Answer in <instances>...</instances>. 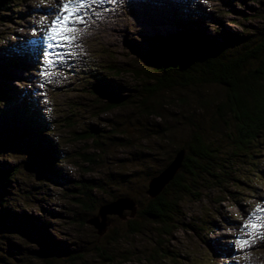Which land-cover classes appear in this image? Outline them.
Instances as JSON below:
<instances>
[{"label": "rangeland", "instance_id": "rangeland-1", "mask_svg": "<svg viewBox=\"0 0 264 264\" xmlns=\"http://www.w3.org/2000/svg\"><path fill=\"white\" fill-rule=\"evenodd\" d=\"M2 1L9 4V8L3 12L5 18L0 21V68L6 75L0 84L5 86L2 90L8 94L6 99L10 100L14 95L20 102L16 100V108L6 100L0 102V164L26 163L24 167L30 171L29 165L35 154L28 146L31 142L19 138V131L26 128L21 123L24 116L20 109L32 102L44 118L35 122L37 126H44L42 132L35 133H41V138H44L41 143L51 141L54 144L60 163L56 166V175H52L53 178L48 176L50 179L42 177V181H31L27 177L31 174L22 172L18 175L19 187L14 193L29 197L25 199L26 208H22L28 215L27 220H33L40 231L51 228L48 232L58 241L87 240L85 232L79 233L75 227L63 224L67 222L65 213L74 211V207L64 198L60 183L65 180L61 175L72 180L84 177L95 182H108L109 174L134 173L135 176L130 174L134 181L122 185L110 183L95 198L103 202L109 199V195L127 194L139 208L148 199L145 191L149 179L144 181L143 176L154 174L160 156L163 157V152L161 155L157 151L159 141L153 132L168 125L167 119H144L138 110L131 108L101 113V102L89 92L82 78L91 72L90 69L102 73L97 75L99 81L94 83L90 80L91 84L99 88L116 85L124 95L139 98L142 82H147L148 88L151 86L142 73V70L146 73L152 71L148 51L157 43L158 37L179 31L187 22L199 24L194 29L201 30L200 35L209 39L220 40L223 35L232 34L237 40H243L242 36H237L243 34L246 39L250 37V43H259L264 36V0ZM65 4L74 10L68 25L74 31L66 33L68 41L57 43L47 37L51 21L66 14L61 12ZM77 16L79 22L75 19ZM50 43L52 48L48 47ZM45 52L51 53L49 59L52 63L45 62ZM107 68H112V73L104 72ZM192 88H177L172 93L161 91L152 95L149 103H154L161 112L167 110L174 114V97L187 99L189 107L198 101L202 109L199 118H203L211 128L218 127L219 121L216 123L215 117L219 114H215L214 108L217 101L225 99L223 92L214 85L203 86L195 93ZM23 92L30 97L23 100L19 96ZM64 117L70 118L69 125L63 121ZM229 122L228 131L221 133L217 130L220 136L236 133L235 122L231 118ZM92 128L104 130L102 135L110 137V140H102L108 142L107 150L110 148L103 164L93 165L86 173L87 165H83L76 155L83 150L91 153L90 143L72 137ZM179 135L178 132L176 137ZM175 139L177 141L178 138ZM260 142V150L254 148L250 154L258 155L255 158L257 167H252L249 162L240 168V173L245 174L241 180V186L245 185L242 195L227 185L224 192L204 189L199 200L189 196L180 198V225L172 232L168 243L170 251L178 255L179 264H264V188L260 187L264 186L261 184L264 183V135ZM9 146L11 148L7 149ZM146 148L148 151L152 149L156 155L145 160ZM18 188H22L23 194H19ZM228 191L236 193L237 201L232 202ZM252 191L254 193H249ZM10 207L13 218L17 219L22 212L17 209L18 204ZM128 214L125 212L124 215ZM136 215L137 211L134 217ZM204 222L213 224L212 231L204 227ZM251 225L257 227L253 229ZM21 228H24L22 224ZM201 229H206L207 233ZM20 234L21 231L16 230L4 232L0 244L6 243L2 247L11 257L20 259L18 255L25 253V261L31 263L30 250L40 248L41 233L34 229L32 232L25 230L23 236ZM236 238L248 241V245L242 248L236 243ZM9 241L14 245L11 246ZM132 245L135 249L144 247L138 238H134ZM127 247L120 245L109 251L116 256ZM139 261L131 258L120 264H143ZM92 264H97L96 260Z\"/></svg>", "mask_w": 264, "mask_h": 264}, {"label": "trees", "instance_id": "trees-1", "mask_svg": "<svg viewBox=\"0 0 264 264\" xmlns=\"http://www.w3.org/2000/svg\"><path fill=\"white\" fill-rule=\"evenodd\" d=\"M8 5L0 0V21L5 18L3 12L9 8ZM185 24L187 27H180L179 31L158 37L157 43L148 51L152 71L146 73L142 70V73L151 82V86L148 88L147 82L143 81L141 87L143 90L139 98L124 95L116 85L99 88L96 84H91L90 80L97 83L99 81L97 75L102 74L96 69H90L91 72L82 77L89 92L101 102L99 105L102 109L101 113L131 108L138 110L144 119L160 121L167 119L168 125H163L153 132L159 141L157 151L161 155L163 152V157L160 156V163L154 174H148L145 170L146 174L143 178L145 181L156 176L170 163L177 151L184 149L183 164L173 180L156 198H148L146 204L140 205V209L137 207V215L133 219L124 222L110 217L108 231L99 237L91 227L87 226L86 220L97 212L99 206L128 195H109V199L100 202L95 198L96 194L105 191V187L110 183L122 185L134 181L131 177V175L135 176L134 173L124 171V174L117 172V174H109L108 182H95L84 177L72 180L61 175V179L65 180L64 183H60L63 186L64 198L74 207V211L65 213L64 219L67 222L64 221L63 224H68L71 228L75 227L79 233L85 232L87 240L80 239L78 242L55 240L48 232L51 228L40 231L33 220L31 221L33 224L27 220L28 215L24 209L25 199L28 200L29 197L14 193L18 186V175L22 172H29L31 175L27 177L31 181H42V177L50 179L48 176L56 175V166L60 163L54 144L51 141L41 143L44 142L42 141L44 138H41V133H35L44 129L42 124L37 126L35 123L44 118L31 102L30 106L20 109L24 116L21 123L26 128L19 131V138L28 139L31 142L28 146L35 154L33 161L30 160V171L24 167L26 163L0 164V238L4 232L16 230L20 233L21 231L20 235L23 236L25 230L32 232L35 229L36 233H41L38 242L40 248L30 250L33 258L30 263L25 261V253L18 255L20 259L11 257L6 254V248L2 247L6 243L0 244V264H16V262L18 264H92L95 260L97 264H120L128 262L131 258L140 259L139 262L143 264H179L178 255L170 251L168 243L172 232L180 225L182 215L180 198L189 196L199 200L204 189L224 192L227 190V185L232 186L239 195L244 193L245 185L241 186L243 182L241 180L245 174L240 173L242 171L240 168L250 163L252 167H257L258 161L255 158L258 155L250 154L253 153L254 148L260 150L262 143L260 141L264 135V36L259 43H250V37L246 39L243 34L238 35V37L242 36L243 40H237L232 34L223 35L220 40L209 39L200 35L201 30L194 29L199 25L196 22ZM111 69L107 68L104 72L112 73ZM5 78L6 75L0 68V80ZM206 85L218 87L225 96L221 102L217 101L218 104L214 108L215 114H219L217 117L214 116L216 123L219 121L218 127L211 128L203 118H199L202 116L200 113L202 109L198 101L194 106L189 107L187 99L174 97L175 101L172 103H176L172 107L174 114L167 110L161 112L156 109L154 103H149V98L161 91L172 93V90L177 88L193 87L195 93ZM3 87L4 84H0V102L6 100L12 108H16V100L20 102L19 98L13 95L10 96V100L6 99L8 94L2 90ZM19 96L23 100L30 97L26 92ZM230 118L235 122L236 133L220 136L218 131L224 133L229 130ZM69 119L64 117L63 121L66 125L70 124ZM103 132L104 130L92 128L72 137L90 143L91 153L83 150L76 155L83 165H87L86 173L93 165L98 166L99 162L103 164L110 148L108 147L107 150L110 137L103 136ZM178 132L180 135L176 137ZM124 136H126L125 131ZM175 138H178L177 141ZM102 139L108 142L105 143ZM182 140L183 142L179 143ZM10 148L9 146L7 149ZM144 151L147 154L143 156L145 160L151 158V155H156L152 153V149L148 151L146 148ZM257 173L261 174L259 171ZM256 179L258 181V178ZM249 183L253 182L249 181ZM260 187L264 188L262 185ZM18 190L19 194H23L22 188ZM235 194L228 191V195H232L229 197L232 202L237 201ZM14 203H17V209L22 211L17 219L13 218V210L10 207ZM204 223L206 224L204 227L212 231L213 224ZM21 224L24 228L20 229ZM206 229L201 231L207 232ZM134 238L142 240L144 247L135 249L132 245ZM9 243L11 246L14 245L12 241ZM120 245L129 247L116 256L109 251ZM118 250H115L116 253Z\"/></svg>", "mask_w": 264, "mask_h": 264}, {"label": "water", "instance_id": "water-1", "mask_svg": "<svg viewBox=\"0 0 264 264\" xmlns=\"http://www.w3.org/2000/svg\"><path fill=\"white\" fill-rule=\"evenodd\" d=\"M184 157V149L177 151L170 163L156 176L148 180L145 194L149 199L156 198L173 180V178L181 169ZM136 211L137 207L132 198L127 196L118 197L99 206L96 214L89 217L85 223L93 228L97 236L102 237L106 234L107 229L110 226V217L118 218L120 221H126L128 219H133ZM125 212H129L128 216L124 215Z\"/></svg>", "mask_w": 264, "mask_h": 264}, {"label": "snow or ice", "instance_id": "snow-or-ice-1", "mask_svg": "<svg viewBox=\"0 0 264 264\" xmlns=\"http://www.w3.org/2000/svg\"><path fill=\"white\" fill-rule=\"evenodd\" d=\"M61 12L66 14L62 17L58 16L57 19L51 21L52 26L49 29V36L47 37L49 40H55L57 43L61 41H68L69 37L66 35V33H68L69 31H74V29L68 27L69 22L73 17L74 10L68 4H65L61 9ZM75 19L77 22H79L78 16L75 17ZM48 47L52 48L53 45L50 43ZM50 56V52L44 53L46 63H52V61L49 59ZM251 227L255 229L257 225H251ZM236 243L239 244L242 248L248 245V241L242 240L240 238H236Z\"/></svg>", "mask_w": 264, "mask_h": 264}, {"label": "bare ground", "instance_id": "bare-ground-1", "mask_svg": "<svg viewBox=\"0 0 264 264\" xmlns=\"http://www.w3.org/2000/svg\"><path fill=\"white\" fill-rule=\"evenodd\" d=\"M187 26V25H186ZM258 30V29H257ZM253 33V32H252ZM238 36V35H237ZM249 40V39H248ZM184 52V51H183ZM202 57V56H201ZM219 57V56H218ZM227 60V59H226ZM236 62V61H235ZM231 65V64H230ZM193 89V88H192ZM28 99V98H27ZM147 113V112H146ZM154 114V113H153ZM140 118V117H139ZM135 148V147H134ZM159 149V148H158ZM78 200V199H77ZM213 227V226H212ZM200 229V228H199ZM207 233V232H206ZM205 237V236H204ZM79 247V246H78Z\"/></svg>", "mask_w": 264, "mask_h": 264}]
</instances>
